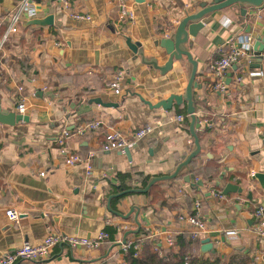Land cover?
I'll use <instances>...</instances> for the list:
<instances>
[{"label": "crops", "instance_id": "0c3cea01", "mask_svg": "<svg viewBox=\"0 0 264 264\" xmlns=\"http://www.w3.org/2000/svg\"><path fill=\"white\" fill-rule=\"evenodd\" d=\"M204 1L210 0H71V8L63 11L58 0H45L31 19L53 14L54 25H26L27 18L11 34L0 55V103L17 112V102L25 98L30 121L0 123V259L25 241L41 243L50 231L93 237L115 227L118 241L137 228L135 212L127 219L116 215L108 208L107 195L118 174L139 171L150 179L168 175L194 149L187 101L174 102L166 111L144 100L155 105L185 93L192 65L183 57L169 70H160L169 56L156 41L171 36L186 13ZM21 2L0 0V37ZM74 14H89L91 20ZM214 17L192 38L190 50L201 85L194 88L196 115L201 124L205 119L214 123L197 129L201 152L194 167L206 174L196 176L202 185L196 189L184 180L187 174L179 175L153 188L155 183L150 194H126L113 209L126 214L139 207L141 228L166 252L181 235H190L191 226L179 216L200 200L208 231L192 242V251L202 253V239L209 237L221 256L242 250L255 257L254 264H264V240L252 229L253 213L264 207V185L256 177L264 174V59L259 62L248 52L227 71L225 92L214 89L209 70L232 42L243 47L251 36L254 45L264 25V7L242 15L235 6ZM128 39L138 45L137 52ZM118 71L125 75L121 92L115 93L109 83ZM93 98L118 105L91 103ZM180 114L184 122L176 119ZM96 120L100 127L77 133ZM146 125L153 130L131 148V160L120 150L103 149L112 128L132 138ZM64 130L70 131L65 147L83 158L74 166L66 165L61 153L58 137ZM228 183L243 191L224 194ZM10 208L21 211L19 222L7 216ZM229 230L237 234L232 237ZM168 233H175L172 247L166 246ZM107 256L108 264L125 262L120 245L105 243L96 250L58 245L46 259L16 264H102Z\"/></svg>", "mask_w": 264, "mask_h": 264}, {"label": "built area", "instance_id": "2783aa9c", "mask_svg": "<svg viewBox=\"0 0 264 264\" xmlns=\"http://www.w3.org/2000/svg\"><path fill=\"white\" fill-rule=\"evenodd\" d=\"M42 1L45 0H22L19 7L10 17V24L7 31L3 34L2 37H0V55L4 51L5 43L10 39L11 34L16 33L18 31V27L22 23L23 19H31L37 15V5L40 4ZM58 1L63 11H68L71 8V0ZM123 6L125 8V13L131 18H133L134 13L132 11L127 10L125 4H123ZM73 16L77 19L91 20V16L89 14H74ZM252 48L253 45L251 36H248L246 38V43L245 45H243V47H238L234 44V42H232L230 49L225 52L219 59L213 61L210 64L209 70L214 78L215 90H219L222 92H225L227 90L228 86L225 81L227 71L234 64L240 62L241 59L247 55L248 52H251ZM124 75V71H118L109 83L110 88L113 89L115 93L121 92V83L123 81ZM20 89H22V87ZM28 110L29 106L26 99L20 98L16 104V111L18 113L25 114ZM176 119L178 121L184 122L185 116L183 114L176 115ZM202 122L204 126L208 127H211L214 124L210 119H205ZM101 124L102 122L100 120L84 124L78 128L77 133L84 134L88 129H96L100 127ZM152 130L153 126L146 125L142 128H139L135 132L133 137L130 138L126 133L112 128L106 135V140L103 143V149L107 151L120 150L124 153L126 148H133L141 138L145 137L147 134L152 132ZM68 137H70V131L64 130L58 137V140L61 144V153L64 155L65 164L69 166H74L78 163L83 162V158L79 154L71 152L65 147L64 142ZM91 170V166L88 165V171L90 172ZM41 174L44 175L45 173L42 172ZM214 194L219 196L220 198H225V195L223 193L214 192ZM201 205V201L197 200L191 212L187 214H181L179 216L180 220L187 222L191 226L190 235L193 239H201L204 234L208 231L207 221L202 217L201 214ZM6 214L13 222H19L21 211L14 208H10L6 211ZM253 217L254 223L252 229L257 239L264 240V207H258L253 213ZM227 234L233 237L237 234V231L229 230L227 231ZM121 241L122 238H120L117 242ZM175 241V233H168L166 237V246L172 247L175 244ZM109 242L110 234L105 229L101 230L97 233V235L93 237L69 235L60 232L50 231V233L45 237V239L39 244H33L29 241H25L14 251L5 253L0 259V264H16L22 259H46L50 256L51 252L53 251V248L58 245L66 244L72 249L79 248L82 250H96L99 249L103 244ZM131 245L136 250H139L141 248V243L129 239L126 243L120 244L121 249L124 253L128 251ZM155 249L161 256L165 253V249L162 244L155 245ZM135 255H137V252L135 253Z\"/></svg>", "mask_w": 264, "mask_h": 264}, {"label": "water", "instance_id": "95a60500", "mask_svg": "<svg viewBox=\"0 0 264 264\" xmlns=\"http://www.w3.org/2000/svg\"><path fill=\"white\" fill-rule=\"evenodd\" d=\"M138 2H143L144 0H137ZM235 6L240 7V12L242 15H246V13L250 11H254L256 9H262L264 7V0H210L201 2L197 8V10L192 12H187L186 15L179 21L176 26L175 32L169 36L164 37L156 41L157 45H160L165 49L166 54L169 56L168 63L165 67L161 68L160 70L165 71L169 70L172 67L174 60H181L183 57H186L189 63L192 65V71L190 74L189 83L187 85L186 91L182 95L173 94L167 99L161 100L155 105H153L150 101L144 100L150 107L154 108H163L164 110L168 111L172 109L174 102L177 104H181L183 101H187V112L191 118L190 124V132L195 140V147L191 151V153L186 157L184 161L179 163L175 169V171L168 175L156 176L152 177L146 187L144 188H133L129 190H123L116 194H112L108 198V208L115 213L116 215L127 219L131 216L132 213L135 212V221L137 224L136 229H129L127 230L122 237L121 242H117L118 245L121 243H126L129 236L131 234L139 233L141 230V221L139 220V207L133 206L132 209L128 213H122L120 211L114 210L111 206V202L113 198L124 196L128 193H147L151 187L160 181H167L173 180L177 178L184 169L190 170V164L192 163L193 159L197 157L201 152V144L199 135L197 133V129L201 128V121L200 117L196 115V107L194 101V88L201 87L198 85L196 81L197 75V67L198 62L194 59L191 49L193 48V39L197 36L198 32L206 25L211 23L215 17L214 14L218 11H221L225 8H234ZM54 15L50 14L43 18H35L30 19L28 21H24L26 25H40V26H50L54 25ZM128 44L133 49V51L137 52L138 45H131V39H128ZM187 45V48H186ZM252 55L257 57L258 61L261 62L264 59V25L262 26L261 30L259 31L256 41L252 48ZM251 55V54H250ZM160 68V67H158ZM91 103L101 104L103 106H117V103L105 102L101 98H93ZM20 121L28 122L30 121V114L25 113H17L13 110L3 108L0 103V123L15 126ZM121 153H123L121 151ZM124 154H126L129 159L131 160V149L126 148ZM257 178L260 179L262 184L264 185V174L258 173ZM184 180L187 183H190L194 188L198 189L202 182L199 181L194 173H188ZM237 185L228 183L224 190V194H228L231 191H239L242 192L243 188L238 187L236 190ZM202 254L208 252H214V243L211 241L209 237L202 239V247H201Z\"/></svg>", "mask_w": 264, "mask_h": 264}, {"label": "trees", "instance_id": "16d2710c", "mask_svg": "<svg viewBox=\"0 0 264 264\" xmlns=\"http://www.w3.org/2000/svg\"><path fill=\"white\" fill-rule=\"evenodd\" d=\"M197 157H195L192 163L190 164L189 172L187 173L182 172L180 176L184 177L188 173H194L196 176H198V174L200 173L206 176L205 172L201 171L200 169L198 172V168L196 169L194 167L195 166L194 161L197 159ZM207 177L208 179H211V176H207ZM149 180H150V176H145L143 173L139 171L120 173L117 176V182L111 183L110 185L111 189L107 197L110 196L111 194H116L123 190H129L133 188H144L148 184ZM158 184L159 183H156L153 186V188L155 186H158ZM151 191L152 189L148 191L147 194H150ZM124 196L113 198L112 208L115 206L114 202H116L117 200H119ZM106 230L110 234L109 243L116 244L117 243L116 235L118 233L117 228L106 227ZM128 239L141 243V248L139 250H136L131 245L128 251L124 253L125 254L124 264H254L255 263V259H254L255 257L252 256L251 254L244 253L242 250H234L227 256L226 255L221 256L216 251L204 253V254L194 253L192 251V244H193L192 242L195 240L199 241L200 239H193L188 234L181 235L178 238L177 246L172 247L171 249L166 251L162 256L159 255V253L155 249L154 242L150 240L149 235L143 230V228H141L139 233L131 234ZM136 252L137 255H135ZM108 258L109 257L107 256L103 260L102 264H108L107 263ZM22 260H26V259H22Z\"/></svg>", "mask_w": 264, "mask_h": 264}]
</instances>
